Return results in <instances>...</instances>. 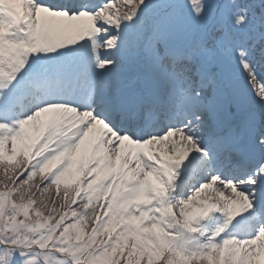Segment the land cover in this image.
<instances>
[{
  "label": "snow or ice",
  "instance_id": "1",
  "mask_svg": "<svg viewBox=\"0 0 264 264\" xmlns=\"http://www.w3.org/2000/svg\"><path fill=\"white\" fill-rule=\"evenodd\" d=\"M0 264H264V0H0Z\"/></svg>",
  "mask_w": 264,
  "mask_h": 264
}]
</instances>
